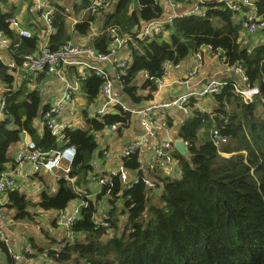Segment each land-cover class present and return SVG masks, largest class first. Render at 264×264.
<instances>
[{"label":"trees","instance_id":"1","mask_svg":"<svg viewBox=\"0 0 264 264\" xmlns=\"http://www.w3.org/2000/svg\"><path fill=\"white\" fill-rule=\"evenodd\" d=\"M114 7L91 13L90 0H78L71 12L81 17L69 32L65 5L49 1L51 16L48 45L51 51L67 43H74L75 35H89L92 25L100 18L101 27L91 47L98 53H108L114 35L132 37L131 61L120 76L126 93L134 103L142 100L136 87L131 86L139 73L147 79L143 88L155 90L153 80L161 79L165 65H177L202 47L220 50L225 63L242 65L246 86L257 87L259 93L252 102H245L233 91V82L227 80L218 93L210 95L214 105L204 112L190 104L191 114L180 124L175 138L183 140L188 155L171 151L179 175L161 177L154 174V188L150 189L142 174L139 153L122 157L121 167L126 172L136 171L138 178L125 187L120 175L94 174L93 180L109 177L94 200L87 183L93 177V161L98 150L99 135L112 125L121 132L129 126L131 113L113 105L102 115L93 113L100 100L103 79L92 69L81 78L77 69L67 67L71 79H77L85 98L80 110L84 125L64 127L63 139L46 124L38 83L46 69L31 70L23 83L17 86L15 73L23 72L25 55L39 48L40 35L46 26L35 12L32 1L27 2L32 34L21 36L6 21L19 4L0 0V32L10 41L0 55V93L4 108L0 118V178L12 158L9 147L19 141L23 132L35 145V150L49 153L66 145L75 147L69 172L56 178L54 192H41L32 202L18 190L6 194L0 204V215L13 221L33 220L30 209L61 214L68 206L81 200L79 218L66 230L71 238L56 248L42 247L32 239L29 245L35 258L45 254V260L54 264H264V40L252 42L241 30L242 15L222 3L204 5L203 15L190 14L175 17L163 25V31L149 39H138L142 23L157 20L163 11L161 1L114 0ZM185 6L192 0H171ZM257 14L264 21V0H254ZM247 7L242 8V12ZM10 11V12H9ZM169 33L166 38L164 33ZM257 34L254 35V37ZM6 59L14 63L7 65ZM40 124L41 127L38 125ZM167 126H172L171 122ZM217 130L227 141L217 147L211 134ZM9 164V165H8ZM67 177V178H66ZM181 177V178H179ZM156 187L161 192H151ZM104 204V206H102ZM55 225V222L53 223ZM50 243H54L50 239ZM0 253L5 264H14L7 246L0 238Z\"/></svg>","mask_w":264,"mask_h":264},{"label":"crops","instance_id":"2","mask_svg":"<svg viewBox=\"0 0 264 264\" xmlns=\"http://www.w3.org/2000/svg\"><path fill=\"white\" fill-rule=\"evenodd\" d=\"M58 4L65 5L66 7L73 6L78 0H52ZM220 0H203V6L206 4L219 3ZM162 14L156 21L158 24L169 23L175 17L190 13L196 5L189 3L185 6L175 5L173 6L168 0H161ZM83 17V12L79 11L78 14L71 12L70 17L67 19L69 32L72 31L74 24ZM22 21L28 26L30 20L25 13H22ZM101 20L98 19L95 24L92 25L91 32L86 36L75 35L73 41L84 47H91L93 38L98 34V28L101 27ZM141 28H144L142 23ZM262 28L258 34L252 37L251 41H263ZM169 33L165 32L163 37L166 38ZM244 35V34H243ZM247 35V34H246ZM250 36H245V42H248ZM132 41H129L121 46H118L115 53L101 65V67L108 74L112 80V95L113 98L120 103L128 112L131 113L129 126L123 129L121 132L106 128L98 138V150L93 161V177L88 182L93 189L91 193L87 194V198L94 200L96 194L99 193L101 185L93 180L94 174L108 173L115 171L122 163V154L129 144L134 142H140L139 146V161L142 167V174L151 182H154V174L161 177H175L179 175L177 164L165 165L163 167H152L149 165V160L152 155V147L156 142L164 141L167 139L175 140V134L182 123L187 118L185 112L179 107H167L165 109L156 110L151 115L154 124L153 136L149 135L143 126L140 112L147 108L156 106L160 103L177 98L183 93L189 91L200 92L204 86L212 79L216 80H228L239 81L240 78L233 74V72L222 65L219 60L211 56L206 48L199 49V53L202 55V60L199 63L196 58V52L189 55L183 62L172 65L167 63L165 65V72L160 82H153L155 90H149V88H143V84L146 81L144 73H139L131 86L136 87L137 95H141L142 100L138 103H134L126 93V87L120 76L122 75L123 68L121 64H129L131 61V48ZM1 53L4 51L1 49ZM6 61H9L6 59ZM218 63V64H217ZM198 65V69L194 75L189 76V71ZM218 66V67H216ZM66 75L70 78V74L66 69ZM15 79L17 86L21 85L25 79V74L17 71L15 73ZM30 87L35 84L39 85L41 96L43 99V105L49 104L53 106L56 101L62 95L64 84L60 78L46 74L45 77L37 81L33 80ZM0 93V99L2 98ZM199 107L202 109L207 108L210 112L214 105L210 95L197 98L195 100ZM85 105V98L81 89L74 94L70 103H67L61 107H58L59 111L55 119L57 123L63 127H78L83 126L84 122L80 116V110ZM103 106L102 101H98L93 107V113L99 110ZM171 122L172 126H167ZM40 127L41 125L38 124ZM24 134L23 140L9 147V156L12 158L13 163L8 165L11 168H15L13 174L14 181L29 200L37 202L41 192L48 191L54 192L56 190V178L61 174L62 170L57 169L53 172H45L40 170L34 172L33 164L24 161L20 164H15V158L18 153L27 152V143L29 139ZM135 177L128 176V181H132ZM82 201H73L67 208L66 212L72 210L75 206L80 205ZM104 206V204H102ZM33 214V220H21L13 221L8 213L6 221L0 224L1 231L5 237L9 240L10 244L14 248L15 252H21L26 244H29V240L32 239L36 244L42 247L49 246L56 248L66 239V230L61 226H58L55 222V216L57 213L44 212L37 208L30 209ZM55 222V225L53 223ZM50 239L54 240V243H50ZM5 257L0 253V264H5ZM17 264H54L50 260L38 256L35 258H23L18 261Z\"/></svg>","mask_w":264,"mask_h":264},{"label":"built area","instance_id":"3","mask_svg":"<svg viewBox=\"0 0 264 264\" xmlns=\"http://www.w3.org/2000/svg\"><path fill=\"white\" fill-rule=\"evenodd\" d=\"M32 1L33 9L35 12L40 11V19L42 20V24L46 26V33L40 35L39 48L33 54H28L24 56L22 67L23 72L26 74L27 71L33 70H42L46 69V74L56 76L61 79L64 84V89L60 98L56 101V103L51 106L50 110L44 113V119L46 120V124L50 129L57 135L58 139H63L62 129L63 126L59 125L55 119L58 114V107H61L67 103H70L74 94L80 90V85L77 79H71L66 74V68L71 67L75 68L78 71V74L81 78L86 76L87 70L92 69L96 76H99L103 79V84L100 87V101L103 102V106L95 111V114L102 115L107 110H109L113 105L120 106L123 110L127 111L120 103H118L112 95V80L109 78L108 74L101 67L111 55H113L118 46H121L132 40V37L129 35L118 36L114 35V30L111 29V32L114 36L110 46L108 53H98L92 49V47H84L76 43H67L63 45L61 48L55 51H51L48 45V35L51 33L50 24H51V16L54 12L53 7L50 5L49 1L51 0H10V2L19 4L20 9L11 12V16L7 18V22L13 30H16L21 36L29 37L32 34L30 27L26 26L22 21V13L26 14L27 10V2ZM159 2L161 0H154ZM173 6L171 0H168ZM254 0H220L219 3L224 4L227 8L239 12L242 15L241 20V30L245 34H253L258 32L264 28V21L257 14L255 6L253 5ZM114 0H90V6L88 10L95 14L99 10H109L114 7ZM195 8L186 14H182L179 17L187 16L190 14H198L203 15L205 7L203 6V0H192ZM243 7H247L246 11H241ZM10 12V11H9ZM65 12L71 14V8L65 7ZM158 20V19H157ZM150 21L144 23V28L140 29L136 34L138 39H149L158 35L163 30V25L165 23L158 24L156 21ZM170 23V22H169ZM262 43V41H260ZM10 41L5 38L0 32V50H4ZM209 54L219 60V62L230 69L233 74H236L240 80L232 81L233 82V91L240 95L245 102H252L255 95L259 93L257 87H249L245 85L247 81V77L244 74L242 65L240 63H235L232 65H227L225 63V56L222 51L216 50L214 51L210 46H205ZM0 55H3L0 51ZM196 58L200 63L202 60V55L199 53V50L196 52ZM7 65L10 68H14V63L11 61H6ZM128 64H121L122 68H125ZM198 65L194 66L191 71H189V76L195 74L198 69ZM145 74V73H144ZM146 79L147 75L145 74ZM160 82L161 79H155L153 82ZM227 84V80H210L200 92L189 91L187 93H183L179 95L177 98L160 103L156 106L147 107L140 112L141 120L143 126L145 127L147 133L151 136L155 134L154 132V122L151 117L153 112L156 110L165 109L167 107H179L181 108L187 117L191 114V108L186 104L191 103V99H197L199 97L212 95L214 93H218L220 89ZM4 108V97L0 99V118H2ZM198 110L204 112H210L207 108L202 109L199 107L197 102H195L194 107ZM112 130H116L117 126L112 125L111 127H107ZM211 140L213 144L217 147L221 146L223 143L227 141L225 136L219 134L217 130H214L211 134ZM173 141L171 139H167L164 141L156 142L152 147V155L149 160V165L152 167H163L165 165H173L177 164L176 160L172 157L171 151L173 148ZM140 146V142H134L129 144L124 150L122 157L129 156L134 152H138ZM75 155V147L72 145L63 146L57 150H53L47 153H41L35 150V145L32 141L29 140L27 143V152L26 153H18L15 158V164H20L24 161H28L33 164L34 172H39L43 170L45 172H53L54 170L61 169L63 174L66 175L69 172L70 164ZM140 162V161H139ZM15 172V168H11L10 166L7 168L5 172L2 173L0 178V204L3 205L6 202V194L10 191L19 190L17 187L13 174ZM136 172V171H135ZM120 175V179L124 183L125 187H130L133 181H136L138 178V173L135 175L132 181H128V172H126L121 165L115 170L106 173L107 175ZM67 178V177H66ZM107 177H100L98 179V183L104 184ZM148 187L150 189L154 188V183L151 181H146ZM86 205V203H80V205L75 206L69 212H63L61 214H57L55 216V222L58 226H61L65 230L68 228L79 218L80 214V206ZM7 217L4 215H0V224L6 221ZM0 238L3 240L5 245L8 248L9 253L14 259V264H17L18 261L26 258L27 254H34L33 249L29 244H26L23 247L21 252H15L14 248L10 244L9 240L5 237L0 228ZM66 238H71L69 232H66ZM42 258L45 257V254L40 256ZM45 259V258H44Z\"/></svg>","mask_w":264,"mask_h":264},{"label":"water","instance_id":"4","mask_svg":"<svg viewBox=\"0 0 264 264\" xmlns=\"http://www.w3.org/2000/svg\"><path fill=\"white\" fill-rule=\"evenodd\" d=\"M98 30H100V28H98ZM129 47H130V45H129ZM189 54L191 55L192 52L189 51ZM23 137H24L23 132L19 133V141H22ZM173 148L183 157H186L188 155L187 145L181 139H175L173 141ZM128 175L133 177V176L137 175V173L135 171H132V172H128ZM179 178H181V177H179Z\"/></svg>","mask_w":264,"mask_h":264},{"label":"rangeland","instance_id":"5","mask_svg":"<svg viewBox=\"0 0 264 264\" xmlns=\"http://www.w3.org/2000/svg\"><path fill=\"white\" fill-rule=\"evenodd\" d=\"M244 33V32H242ZM256 33H253V34H247L249 37V39H251ZM245 33L244 35L242 36V39H244L245 36H247ZM262 37L264 38V33H262ZM264 40V39H263ZM218 64V63H217ZM218 67V66H216ZM219 68V67H218ZM87 186H89V184L87 183ZM90 188V187H89ZM90 190V193L92 192L93 189H89ZM151 192H153L155 195H158L160 192H161V188L160 187H156L155 189H153Z\"/></svg>","mask_w":264,"mask_h":264}]
</instances>
